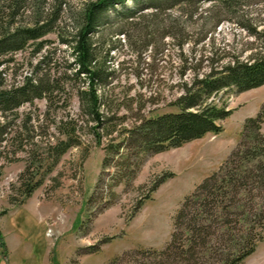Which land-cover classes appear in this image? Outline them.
I'll return each mask as SVG.
<instances>
[{
	"label": "rangeland",
	"instance_id": "obj_1",
	"mask_svg": "<svg viewBox=\"0 0 264 264\" xmlns=\"http://www.w3.org/2000/svg\"><path fill=\"white\" fill-rule=\"evenodd\" d=\"M20 1L17 25L46 24L55 32L43 38L40 52L32 44L3 56L13 61L0 66L2 89L20 85L27 76L45 79L57 72L61 83L52 108L45 98L17 109L0 107L4 133L0 138V264H113L116 259L118 264H156L159 259L139 251H161L170 243L175 217L186 197L220 171L239 147L246 120L264 109V85L215 95V104L232 110L228 118L218 121L222 131L148 156L129 184L114 180L119 168H103L109 139L142 118L176 111L173 103L185 86L207 74L212 65L247 58L264 34V0H238L234 12L226 16L214 4H203L188 29L169 28L170 17L180 16L179 8L151 16L152 10L142 11L127 1L124 8L111 11L108 24L92 36L93 67L101 77L95 87L100 113L117 129L113 136H104L101 145L87 96L84 102L79 96L90 80L84 76L69 80L64 75L74 67L73 50L58 38L60 29L70 33L78 29L81 9L90 0ZM142 13L148 16L142 18ZM221 19L226 20L214 28ZM43 57L44 63L37 67ZM62 120L76 121L80 145L65 153L42 186L24 198L22 174L33 157L46 155L57 142L56 123ZM100 131L102 136L106 132ZM114 157L120 161L123 156ZM163 177L166 181L137 210L146 189L141 187ZM100 181L104 194L92 202ZM242 264H264V240Z\"/></svg>",
	"mask_w": 264,
	"mask_h": 264
},
{
	"label": "trees",
	"instance_id": "obj_2",
	"mask_svg": "<svg viewBox=\"0 0 264 264\" xmlns=\"http://www.w3.org/2000/svg\"><path fill=\"white\" fill-rule=\"evenodd\" d=\"M127 1L142 11L152 10L151 16L160 11L179 8L180 16L170 17V29L176 25L188 29L190 23L196 21L195 16L200 14L203 4H214L213 7L221 8L225 16L233 13L238 5V0H90L83 5L78 29H73L71 33L60 29L58 38L73 50L74 67L71 73L66 72L64 75L69 80L82 76L90 80L88 89L81 90L79 96L83 102L84 96H87L86 104L95 123L99 145L104 136H113L117 129L111 128V121L103 119L100 113L99 95L95 87L101 77L93 67L95 53L92 36L100 27L108 24L109 13L118 7L124 8ZM21 4L20 0H0V66L13 61L3 56L24 51L32 44L40 52L44 48L43 38L55 32V29H47L46 24L37 23L25 27L17 25L15 21ZM142 14V18L148 16ZM224 20L214 23V28ZM167 34L172 36L170 32ZM186 42L188 39L180 45ZM43 63L44 57L37 63V67ZM60 83L58 72L54 77L49 75L45 79L27 76L20 85L6 89H2L0 83V107L7 111L34 99L45 98L52 108L57 103L56 92L60 91ZM263 85L264 34L259 45L252 48L247 58L234 57L225 65H212L207 74L187 84L184 94L173 103L176 111L142 118L121 132L120 137H110L105 149L107 155L103 160L104 170L114 166L119 168L118 173L113 174L114 180L119 184H129L148 156L182 147L207 134L222 131L218 121L228 118L232 110L215 104L212 100L215 95L228 91L245 92ZM263 123L264 109L256 117L246 120L241 143L229 160L219 172L208 177L193 194L186 197L175 217L170 243L161 251L140 250L142 256L159 259L156 264H242L255 253L259 243L264 240ZM56 129L60 136L57 142L49 147L46 155L33 157L26 172L22 174L21 193L24 198H29L42 186L46 174L53 170L65 153L80 145L75 120L59 121ZM102 129L106 131L103 136L100 131ZM3 136L0 130V138ZM119 138H123L121 142ZM114 155L123 156L122 160H116ZM114 162L115 165H112ZM165 181L166 177H163L149 187H141V190L146 189L141 194L137 210ZM100 184L101 181L91 198L92 202L104 194ZM119 262L120 259H116L113 264Z\"/></svg>",
	"mask_w": 264,
	"mask_h": 264
}]
</instances>
